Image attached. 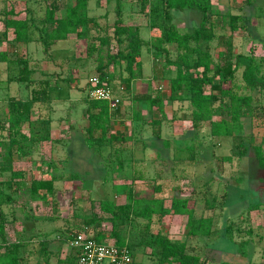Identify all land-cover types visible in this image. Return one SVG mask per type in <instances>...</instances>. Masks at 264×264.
I'll list each match as a JSON object with an SVG mask.
<instances>
[{
	"label": "rangeland",
	"instance_id": "374dc122",
	"mask_svg": "<svg viewBox=\"0 0 264 264\" xmlns=\"http://www.w3.org/2000/svg\"><path fill=\"white\" fill-rule=\"evenodd\" d=\"M49 1L56 6L57 16H63L72 3V0H0V50L9 56L8 61L0 62V141L3 145L0 153L7 149V123L15 111L21 110L18 115L23 119L22 131L32 140L30 159L12 151L10 166L22 171L24 176L14 179L19 187H3L15 197L13 204L0 203L7 219V240L28 241L26 252L29 256L33 253L29 258L31 263L37 253L46 259L43 252L46 250L55 264L62 252L66 256L69 253L71 248L68 250L65 243L75 232L100 231L104 240L112 242L111 231L116 228L131 244V264H158L151 249L138 244L141 225L137 229L129 224L115 227L108 220V214L100 209L101 199L123 204L132 190L157 198L165 207L176 196L188 198L195 217H212V231L206 237L186 235L185 214H154L149 230L152 234L162 233L172 240L184 241L187 250L199 255L205 264L264 263V171L258 167L254 153V146L258 145L264 153V116H254L258 111L264 113V89L249 90L238 76V92L252 96L253 113L247 111L242 117V128L231 136L214 137L210 134L209 122H202L196 128L192 126L187 99L171 100L169 80L175 76V68L167 65L163 56L155 60L152 49L146 47L152 67L142 69L140 65L130 82L126 80L124 65L119 68L121 74L117 69L107 68L106 86L119 103L110 107L106 137L115 134L119 139L104 141L99 130L88 138L87 80L90 76L99 77L97 66L104 62L107 47L110 52H116L117 44L111 39L108 46L100 49L103 58L98 60L97 53L86 57L88 40L78 39L73 33L67 40L54 42L45 53L41 43L17 42L12 30H5L3 12L13 10L18 13L16 18L30 15L32 22L37 23L44 17ZM88 4L90 11L86 14L99 19L104 27V31L91 30L90 34L112 36L117 18L116 0H89ZM163 8L164 0H122L120 23L136 27L129 24L136 13L135 20L146 27L149 20H156L155 24L163 22ZM211 11L217 15L216 30L207 48L214 59L218 58L219 47L228 36L234 53L264 57V0H213ZM179 12L176 15L182 17L180 30L190 31L198 24V20L194 21L191 27L183 11ZM231 16L236 17L231 20ZM231 24L236 27L234 31L230 29ZM156 31H152L151 38ZM31 33L34 37L39 34L36 30ZM142 36H148L147 29ZM205 44L201 41L200 48L205 49ZM167 46L171 57H175V47ZM24 67L33 70L29 86L26 81H18L19 71ZM32 89L44 90L46 95L26 108ZM147 91L161 94L165 116L132 99L137 92ZM135 112L136 120L132 118ZM223 114L218 111L213 119ZM114 149L118 160L105 162ZM3 165L0 155V181L11 177L10 171H1ZM52 174L57 178L53 181V196H49L57 203L60 216L57 220L48 219L53 214L51 201L32 200L28 187L29 181L49 178ZM98 217L103 219L96 226L94 221ZM43 236L47 243H39ZM241 241L245 242L242 250ZM3 250L0 248V252Z\"/></svg>",
	"mask_w": 264,
	"mask_h": 264
},
{
	"label": "trees",
	"instance_id": "16d2710c",
	"mask_svg": "<svg viewBox=\"0 0 264 264\" xmlns=\"http://www.w3.org/2000/svg\"><path fill=\"white\" fill-rule=\"evenodd\" d=\"M89 0H72L71 5L67 6L63 16L56 15V6L49 1L45 8L44 17L37 23L32 22V17L26 15L24 18L14 17L18 13L13 10L3 12V24L5 30L11 29L14 34V40L17 42L37 41L41 43L43 51L48 53L50 46L54 42L67 40L70 34H74L78 39H87L86 57H93L97 53V59H102L100 49L108 46L111 39L117 44V51L110 52L107 47L105 60L98 64L100 81H108L107 68L117 69L124 65L128 74V82L135 77V70L140 67L142 49L148 47L152 49L154 59L163 56L169 66L175 68L176 74L169 80V91L171 100L187 99L191 106V122L193 127H198L202 122H209V131L212 136L228 137L235 130L242 128V117L247 111L253 113L252 96L248 93L238 92V76L241 82L249 90L258 87L264 89V75L262 73L264 57L256 58L254 54L234 53L231 37L222 41L218 50V58L214 59L207 46L214 38L216 30V13L211 11L210 0H164L163 12L165 18L163 22L157 24L156 20L151 22L152 27H157L156 34L151 40L142 38L139 28L130 27L121 24L122 18V0H116L115 12L116 20L114 22L112 36L102 34H90L91 30L97 32L104 27L100 20L90 17L86 14ZM248 3V2H247ZM190 9L198 13V24L190 31H182L174 22H172V11H182ZM27 12L25 11L24 14ZM29 13V12H28ZM11 15V16H10ZM222 17V16H220ZM236 17V16H235ZM235 17H230L234 20ZM237 18H239L237 16ZM169 20V22H168ZM234 23V22H233ZM230 29L234 31L236 27L231 24ZM32 30L39 34L37 37L32 35ZM206 42L205 49L200 48L199 43ZM194 43V45H192ZM225 44V46H224ZM167 45L175 47V57L167 50ZM9 60L8 53L0 50V62ZM122 71V69H121ZM33 73L32 69L22 68L18 74V81H26L29 86V75ZM240 74V75H239ZM209 88V91L206 89ZM31 97L25 104L29 108L33 102L45 97L44 90H31ZM114 96V95H113ZM136 102H141L149 110L156 109L162 116H165L164 99L158 92L147 91L137 92L132 96ZM88 125L86 132L88 138L93 137L94 131L99 130L102 140L114 141L119 139L115 134L108 137V121L110 118V105L105 100H96L88 98ZM20 110V109H19ZM21 111V110H20ZM20 111L13 112L7 123V149L3 154L0 153L4 160L1 171H10L11 177L7 180L0 181V203L13 204L15 197L11 193H6L3 187L12 189L13 186L19 187L15 178L24 176L19 170H14L10 166L12 160V151H17L21 157L30 159L31 138L22 131L23 119L18 115ZM220 111L224 113L219 119H213V116ZM255 117H263L264 113L258 111ZM134 120L138 114L132 116ZM85 137V138H86ZM123 139V138H120ZM0 146L2 141H0ZM117 150H113L112 156L106 158L105 162H113L117 159ZM255 160L260 169L264 171V153L262 148L254 146ZM115 156V157H114ZM118 160V159H117ZM57 178L52 174L49 178H39L28 182L29 194L32 200L49 203L51 201L53 214L48 216L50 220L59 219L57 203L53 196V181ZM189 199L183 197H174L169 207H165L153 196L140 195L138 192L129 191L127 200L123 204H116L109 198L99 201L100 209L103 213L108 214V220L115 227H122L129 224L133 229L141 225L142 230L139 232L138 244H143L151 249L158 261V264H205L202 258L187 250V245L181 240H172L162 233H149L152 217L154 214L164 216L166 214H185V231L187 236L206 237L212 231L213 219L207 217H195L194 207L189 206ZM16 220V217L13 216ZM103 217H98L94 222L96 226L100 225ZM141 220V221H140ZM6 217L0 210V248L4 249L0 253V264H29L21 261V252H26L28 241L9 242L6 238ZM87 232V231H85ZM96 240H104V234L100 231L92 234ZM113 243L117 246L128 244L121 236L118 229L111 231ZM71 237H69L70 239ZM68 239V240H69ZM47 243L46 240H44ZM245 242H240L241 250L244 249ZM43 250V248H42ZM46 254V250H43ZM33 254V253H31ZM24 261V260H23ZM217 264H231L227 261H221ZM264 264V263H261Z\"/></svg>",
	"mask_w": 264,
	"mask_h": 264
},
{
	"label": "built area",
	"instance_id": "2783aa9c",
	"mask_svg": "<svg viewBox=\"0 0 264 264\" xmlns=\"http://www.w3.org/2000/svg\"><path fill=\"white\" fill-rule=\"evenodd\" d=\"M88 96L91 99L105 100L110 107H116L119 99L113 96L110 88L98 76L87 80ZM68 244L74 251V264H131V252L125 245L117 246L106 240H96L85 231L75 232Z\"/></svg>",
	"mask_w": 264,
	"mask_h": 264
},
{
	"label": "crops",
	"instance_id": "0c3cea01",
	"mask_svg": "<svg viewBox=\"0 0 264 264\" xmlns=\"http://www.w3.org/2000/svg\"><path fill=\"white\" fill-rule=\"evenodd\" d=\"M211 2H213V0H211ZM88 7H90L89 6V4H88ZM87 11H90V9L89 10H87ZM183 11V14H184V18L185 19H188V21L190 22V26L192 27V26H194L193 25V22L194 21H196L197 22V18H198V16H197V14L194 12V11H192V10H190V9H185V10H182ZM182 11H176V10H174V11H172V22H174L175 23V25L178 27V28H180V27H182V22H181V19H182V17H181V15L180 14H178V15H176V13L177 12H179V13H181ZM135 16H138L137 15V13L134 15L133 14V16H131V22L129 23L130 25H135V26H137L138 28H139V31H140V34H141V36H142V32L145 30V29H147L148 30V36L147 37H145V36H142V38L143 39H145V40H151L152 38H151V33H152V31L153 30H157V28L156 27H152L151 26V21L149 20V25H148V27H146L145 25H142L141 23H139V21H136L137 19L136 18H134ZM136 19V20H135ZM154 21V20H153ZM151 34V35H150ZM167 48H168V46H167ZM146 50H147V48L146 47H144L143 49H142V54H141V56H140V59H141V67H142V69H145L147 66H149V67H152V66H150V62H149V58L147 57V55H146ZM156 60V59H155ZM146 65V66H145ZM153 68H154V66H153ZM152 68V70L154 71V69ZM152 77H155V73H152ZM7 238V237H6ZM45 239H47V238H45L44 236H43V238H42V240H40L39 241V243L40 242H44V240ZM20 241H22V240H20ZM9 242H14V241H9ZM27 242V241H26ZM66 244V246H67V248H68V250H69V248H71L70 247V245L68 244V243H65ZM63 251V250H62ZM1 253V252H0ZM26 253V254H25ZM24 254H23V252H21V261L22 262H27V263H29V264H53V262L52 261H50V259H49V254L47 253V258L49 259H45V257H44V255H40V254H34V257H35V259H34V261L31 263V261H30V256L32 255H30L29 256V254H28V252H25ZM49 256V257H48ZM32 257V256H31ZM68 257H69V259H70V261H69V259H68ZM24 260V261H23ZM30 261V262H29ZM74 262H75V256H74V251L72 250V252H71V249H70V251H69V253L67 254V256L62 252L61 254H60V256L58 257L57 256V258H56V262H55V264H74Z\"/></svg>",
	"mask_w": 264,
	"mask_h": 264
}]
</instances>
